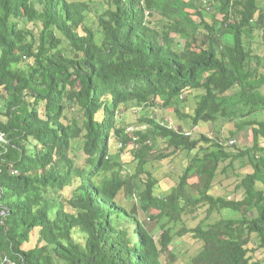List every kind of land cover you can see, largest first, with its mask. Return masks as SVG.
I'll return each instance as SVG.
<instances>
[{"label":"trees","instance_id":"1","mask_svg":"<svg viewBox=\"0 0 264 264\" xmlns=\"http://www.w3.org/2000/svg\"><path fill=\"white\" fill-rule=\"evenodd\" d=\"M91 1L0 0V264H175L177 238L193 264H264V0ZM192 96L217 138L119 122ZM178 153L176 179L147 169Z\"/></svg>","mask_w":264,"mask_h":264},{"label":"rangeland","instance_id":"2","mask_svg":"<svg viewBox=\"0 0 264 264\" xmlns=\"http://www.w3.org/2000/svg\"><path fill=\"white\" fill-rule=\"evenodd\" d=\"M82 1V0H80ZM104 3V0H92L91 5L93 6L94 10H102V5ZM264 5V1H263ZM262 5V6H263ZM156 25L162 26L163 22L159 21L158 14L153 19ZM260 44V43H259ZM259 49H261V55L264 57V48L259 46ZM196 102L197 99H195V96H192L186 100L185 103L181 106V115L177 112L168 110V109H162L160 107H157L155 109H145L143 110L136 104L128 105L127 107L122 108L119 114V122L124 123L127 127L129 132H134L137 130H147L150 125L147 122H144V117L147 114H151V112H154L156 115V118L160 122H165L166 124L170 125L171 128L177 129L178 127L183 128V131L189 132L191 134L192 138H199L202 133L207 134L209 136L217 138L218 130H221V127L219 124H205L202 127L199 128H193V124L191 122V119L188 118V113H190L191 109L194 110L196 108ZM236 122L231 123L230 125L234 126ZM252 135L251 132H243L240 135L236 136L234 138V142H236L234 145L247 147L252 144ZM233 142V141H232ZM233 144L230 142L228 146H232ZM133 145H129L124 150L121 149V151L117 147H113V155L116 160H118L120 163L122 162L123 167L125 166L126 169L132 171L131 168H133L132 161V149ZM163 149V147H162ZM230 151H235L234 148L228 149ZM127 162H129V166H126ZM187 165V159L185 155L183 154H175L173 157H170L163 161H152L148 166L147 169L152 172L154 177H156L158 180L166 179L167 182L171 181L169 178L176 179L178 177V174H180ZM241 163L238 161L236 162V166L239 168ZM249 172H252V169L247 167ZM230 175H233L231 173ZM218 194L222 195V193L218 192ZM157 213L156 210L152 211V215H155ZM240 215L238 214H231L227 211L223 213L222 217L225 218H239ZM141 218L145 220L143 214H141ZM218 218L214 217L212 220L216 221ZM147 220V219H146ZM148 221V220H147ZM193 221V220H192ZM190 224H192L190 222ZM196 224V222H195ZM200 244H194L191 246L190 242H183L181 243V240L178 238L174 241V244L171 248L172 252L176 255V263L175 264H193V258L196 255L197 250L200 248ZM254 249V247H252ZM257 257L261 256V252H257Z\"/></svg>","mask_w":264,"mask_h":264},{"label":"built area","instance_id":"3","mask_svg":"<svg viewBox=\"0 0 264 264\" xmlns=\"http://www.w3.org/2000/svg\"><path fill=\"white\" fill-rule=\"evenodd\" d=\"M187 135H189V133H188ZM1 140H2V141H4V138H3V136H1Z\"/></svg>","mask_w":264,"mask_h":264}]
</instances>
